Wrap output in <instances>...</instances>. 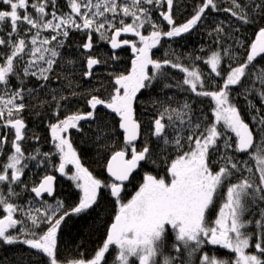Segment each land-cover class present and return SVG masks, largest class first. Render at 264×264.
<instances>
[{
    "label": "snow or ice",
    "instance_id": "snow-or-ice-1",
    "mask_svg": "<svg viewBox=\"0 0 264 264\" xmlns=\"http://www.w3.org/2000/svg\"><path fill=\"white\" fill-rule=\"evenodd\" d=\"M182 8L0 0V264H264V0Z\"/></svg>",
    "mask_w": 264,
    "mask_h": 264
},
{
    "label": "trees",
    "instance_id": "trees-1",
    "mask_svg": "<svg viewBox=\"0 0 264 264\" xmlns=\"http://www.w3.org/2000/svg\"><path fill=\"white\" fill-rule=\"evenodd\" d=\"M62 2V0H61ZM199 0H185L182 4L186 5V11L184 9V11L187 13H190L192 11V5L194 3H198ZM225 18V14L224 13H220L218 16L214 15V17H210L211 19H223ZM168 45H171V47L169 48ZM204 46L205 48L210 46V39L206 33V31H194L193 34H191L190 36L186 37L184 39V43L182 45H180L179 43L176 42H171L165 43V49L162 50H155L157 56H161L163 55V51L167 50V51H172L175 50V52L177 54H183V55H187V54H191L194 51H197L198 54V49ZM177 75H182L177 73ZM240 104L241 106H243L244 101L241 99L240 100ZM47 147V146H45ZM81 155L83 158V162L85 163L86 166H91V167H95L94 164H92V161L94 159L92 151L90 148L84 147L83 145H81ZM65 181V179H60L58 178V182H57V196L58 198L64 199L66 202L71 203V201L74 199L72 197V192H73V188L71 187L70 191L62 186V183ZM102 233L97 232L96 235L91 236L89 238L88 236V229L87 227L84 225L83 222H80L79 224H69V226L67 228L64 229V240L70 241L73 238L77 239V242H79L80 238H83L87 241V248L89 250H91L92 248H94L97 243L99 242V240L101 239ZM75 252L74 248H70V250L68 252L65 253V255H72ZM111 264V262H110Z\"/></svg>",
    "mask_w": 264,
    "mask_h": 264
},
{
    "label": "flooded vegetation",
    "instance_id": "flooded-vegetation-1",
    "mask_svg": "<svg viewBox=\"0 0 264 264\" xmlns=\"http://www.w3.org/2000/svg\"><path fill=\"white\" fill-rule=\"evenodd\" d=\"M185 0H181V3H183ZM186 15V12L184 11V9L182 8V10H181V14H179V15H177V22L179 23V22H182L183 21V19H184V16ZM195 31V30H194ZM194 31L192 32V33H190V34H185L184 36H182V37H179V38H175V39H173V40H171V41H167L168 43H171V42H176V43H179L180 45H182L183 43H184V39L186 38V37H188V36H190L191 34H193L194 33ZM200 31H205L203 28L202 29H200ZM60 179H65V178H60ZM58 182V181H57ZM71 182L70 181H67L66 179H65V181L62 183V186L63 187H65V188H67L69 191H70V189H71ZM72 194V197L73 198H75V196H76V190L73 188V192L71 193ZM102 237V236H101ZM110 262H111V257H109V264H110Z\"/></svg>",
    "mask_w": 264,
    "mask_h": 264
}]
</instances>
